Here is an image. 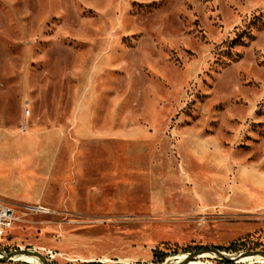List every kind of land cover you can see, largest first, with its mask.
Instances as JSON below:
<instances>
[{"label": "rangeland", "instance_id": "1", "mask_svg": "<svg viewBox=\"0 0 264 264\" xmlns=\"http://www.w3.org/2000/svg\"><path fill=\"white\" fill-rule=\"evenodd\" d=\"M0 201V257L264 251V0H0Z\"/></svg>", "mask_w": 264, "mask_h": 264}, {"label": "water", "instance_id": "2", "mask_svg": "<svg viewBox=\"0 0 264 264\" xmlns=\"http://www.w3.org/2000/svg\"><path fill=\"white\" fill-rule=\"evenodd\" d=\"M202 252H213L215 255L223 258L226 261L234 262L235 260H238L242 256H248V255H259L264 258V251L263 250H246V251H241L237 252L235 254H225L218 249H206V248H200L197 251H193L192 253L188 254L187 257L180 263L178 264H185L195 258L198 254ZM17 254H25V255H32L36 256L42 264H49L48 260L46 257H44L39 251L32 250V249H18L13 252L8 253L5 256L0 257V262H7L10 261L12 256L17 255Z\"/></svg>", "mask_w": 264, "mask_h": 264}, {"label": "built area", "instance_id": "3", "mask_svg": "<svg viewBox=\"0 0 264 264\" xmlns=\"http://www.w3.org/2000/svg\"><path fill=\"white\" fill-rule=\"evenodd\" d=\"M16 221L17 216L15 209L11 205L0 201V241L6 236L7 231L14 226ZM37 251L46 257L48 262H50L54 256L59 255V253L52 249L39 248Z\"/></svg>", "mask_w": 264, "mask_h": 264}, {"label": "crops", "instance_id": "4", "mask_svg": "<svg viewBox=\"0 0 264 264\" xmlns=\"http://www.w3.org/2000/svg\"><path fill=\"white\" fill-rule=\"evenodd\" d=\"M30 159L31 158H26V157L20 158V160L18 161L19 162L18 164H19L21 170L32 171V169L36 167L33 163L34 161H32ZM28 195L29 194L27 193L25 196L27 197ZM12 230H13V227L7 231L6 236H8L12 232Z\"/></svg>", "mask_w": 264, "mask_h": 264}, {"label": "bare ground", "instance_id": "5", "mask_svg": "<svg viewBox=\"0 0 264 264\" xmlns=\"http://www.w3.org/2000/svg\"><path fill=\"white\" fill-rule=\"evenodd\" d=\"M177 263H180V262H177Z\"/></svg>", "mask_w": 264, "mask_h": 264}]
</instances>
